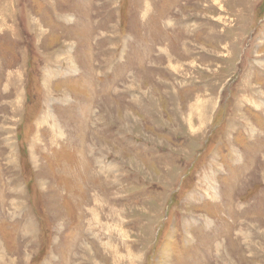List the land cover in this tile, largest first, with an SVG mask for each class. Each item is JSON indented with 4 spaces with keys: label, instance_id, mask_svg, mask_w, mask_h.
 Returning <instances> with one entry per match:
<instances>
[{
    "label": "rangeland",
    "instance_id": "rangeland-1",
    "mask_svg": "<svg viewBox=\"0 0 264 264\" xmlns=\"http://www.w3.org/2000/svg\"><path fill=\"white\" fill-rule=\"evenodd\" d=\"M0 264H264V0H0Z\"/></svg>",
    "mask_w": 264,
    "mask_h": 264
},
{
    "label": "bare ground",
    "instance_id": "bare-ground-1",
    "mask_svg": "<svg viewBox=\"0 0 264 264\" xmlns=\"http://www.w3.org/2000/svg\"><path fill=\"white\" fill-rule=\"evenodd\" d=\"M112 169V168H111ZM114 181V180H113Z\"/></svg>",
    "mask_w": 264,
    "mask_h": 264
}]
</instances>
